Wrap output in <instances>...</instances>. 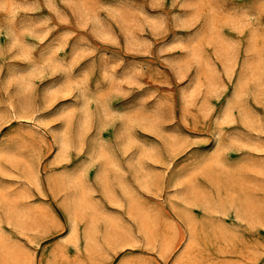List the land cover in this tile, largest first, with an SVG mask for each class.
I'll return each mask as SVG.
<instances>
[{
	"label": "rangeland",
	"instance_id": "obj_1",
	"mask_svg": "<svg viewBox=\"0 0 264 264\" xmlns=\"http://www.w3.org/2000/svg\"><path fill=\"white\" fill-rule=\"evenodd\" d=\"M0 264H264V0H0Z\"/></svg>",
	"mask_w": 264,
	"mask_h": 264
},
{
	"label": "bare ground",
	"instance_id": "obj_2",
	"mask_svg": "<svg viewBox=\"0 0 264 264\" xmlns=\"http://www.w3.org/2000/svg\"><path fill=\"white\" fill-rule=\"evenodd\" d=\"M23 87V86H22ZM227 111V110H226ZM225 118H227L226 117V112H225ZM224 116H222V117H224ZM223 119V118H222ZM64 142V140H63V138L61 139V143H63ZM93 149H95V147L93 148ZM101 176H103V174L101 175ZM104 178V177H103ZM103 178H100L101 180L103 179ZM104 179H106V178H104ZM105 182V181H104ZM103 182V183H104ZM81 194V192L79 193V194H76L75 195V197H76V203H75V205H73V209L75 210V209H78V208H80L81 206H84L83 204H84V199L82 198V196L80 195ZM71 234L73 235V236H76V229L73 227L72 229H71ZM85 236H88V234H85ZM87 238H89V236L88 237H85V240H87ZM86 242H88V241H86Z\"/></svg>",
	"mask_w": 264,
	"mask_h": 264
}]
</instances>
